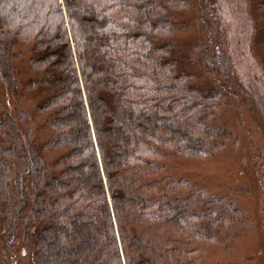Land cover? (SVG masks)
<instances>
[{
    "label": "trees",
    "instance_id": "trees-1",
    "mask_svg": "<svg viewBox=\"0 0 264 264\" xmlns=\"http://www.w3.org/2000/svg\"><path fill=\"white\" fill-rule=\"evenodd\" d=\"M185 3L0 0L5 244L22 228L38 264H179L192 254L180 244L212 241V231L229 223L236 208L223 198L191 207L192 196L151 177L160 158H204L227 134L209 120L213 102L227 92L216 78L221 71L204 60L216 90L195 88L170 56L171 41H161L174 23L168 9ZM17 45H31L32 56L20 59ZM214 54L229 65L226 54ZM17 60L35 74L24 88L48 92L36 107L52 114L54 133L41 148L18 98ZM49 145L62 151L53 168L41 158ZM143 225L182 228L185 237L159 243L132 232Z\"/></svg>",
    "mask_w": 264,
    "mask_h": 264
},
{
    "label": "rangeland",
    "instance_id": "rangeland-1",
    "mask_svg": "<svg viewBox=\"0 0 264 264\" xmlns=\"http://www.w3.org/2000/svg\"><path fill=\"white\" fill-rule=\"evenodd\" d=\"M184 1L186 5L168 9L174 23L161 41H171L170 56L195 88L209 93L216 90L212 74L203 67L204 60L209 68L216 66L221 71L216 78L225 82L227 92L213 102L209 120L227 134L223 145L204 158H160L161 170L151 177H162L175 191L192 196L191 207L220 197L224 204L236 208L229 213V223L212 231L214 240L192 239L190 248L180 244V250H191L192 254L185 258L181 253L179 264H264V0ZM30 49L31 45H17L20 59L32 56ZM215 50L227 55L229 65H222L212 55ZM23 62L14 63L20 69L18 98L31 122L33 140L41 148L54 133L48 124L52 114L36 107L48 92L24 88L35 74ZM61 152V148L49 145L41 152L42 161L53 168ZM131 230L159 243L171 235L178 240L185 237L182 228H173L171 233L165 227L150 225L131 226ZM24 237L20 228L16 240L9 238L5 244L7 238L0 232V264H38L31 240Z\"/></svg>",
    "mask_w": 264,
    "mask_h": 264
}]
</instances>
